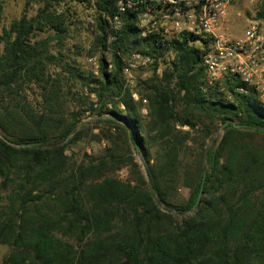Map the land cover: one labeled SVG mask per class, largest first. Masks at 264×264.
Returning a JSON list of instances; mask_svg holds the SVG:
<instances>
[{"label":"trees","instance_id":"trees-1","mask_svg":"<svg viewBox=\"0 0 264 264\" xmlns=\"http://www.w3.org/2000/svg\"><path fill=\"white\" fill-rule=\"evenodd\" d=\"M120 1H95L97 45L110 48L111 58L102 56L98 77H86L95 96H87L90 107L68 116L54 111L61 74L47 76L57 59L53 43L60 50L68 34L58 9L63 0H40L36 15L3 28L0 95L12 97L30 82L48 107L36 113L0 105L2 136L36 144L17 147L0 137V246L10 249L4 264H264V106L253 90H236L237 76L211 85L195 38L142 37L137 22L145 4L127 10L121 31L111 34ZM3 5L0 0V20ZM258 17L264 19V2ZM134 51L154 60L152 75L138 84L139 100L124 74ZM87 113L97 119L77 131ZM219 128L222 138L208 147ZM85 129L99 130L95 139L108 146L73 163L68 148ZM118 166H130L134 182L113 177ZM180 187L190 193L183 202Z\"/></svg>","mask_w":264,"mask_h":264},{"label":"built area","instance_id":"built-area-1","mask_svg":"<svg viewBox=\"0 0 264 264\" xmlns=\"http://www.w3.org/2000/svg\"><path fill=\"white\" fill-rule=\"evenodd\" d=\"M243 1L249 3V15L239 10ZM142 4L145 7L137 22L142 37L195 38L211 85L237 76L242 86L236 90L240 93L253 90L264 106V19L258 17L256 0H151V3L121 0L117 15L110 19L113 35L121 31L126 11ZM232 17L245 19L246 28L241 36L227 32ZM91 62L93 73L98 76L100 61L94 58ZM125 62L126 82L134 84L137 73L146 76L154 60L150 55L134 51ZM133 98L139 100L136 93ZM143 112L147 114V109Z\"/></svg>","mask_w":264,"mask_h":264},{"label":"rangeland","instance_id":"rangeland-1","mask_svg":"<svg viewBox=\"0 0 264 264\" xmlns=\"http://www.w3.org/2000/svg\"><path fill=\"white\" fill-rule=\"evenodd\" d=\"M95 1L96 0H88V3L85 4L75 0H63V2L58 6L60 11H64L69 25L68 34L64 40V46L60 50L57 46L58 43L54 41L53 49L55 50L54 53L57 56V59L55 60V64H49L47 67L48 77L51 76L53 79H57L58 75L61 74L62 78V81L60 82V99L56 101V107L54 110L58 115L68 116V114L73 111L85 110L87 107H90L91 102L87 100V96L90 95L91 99L94 100L95 96L89 93L86 77L90 73L96 77L99 76L93 73L91 59L96 58L100 61L104 55L108 58V60L111 58L110 48L104 50L102 47L97 45L98 29L95 22L97 15L95 10ZM263 2L264 0H256V5L259 9V12L262 8ZM41 5L42 4L40 3V0H4V8L0 20V36L2 35L3 28L10 27V25L15 20L21 18L23 15H27L29 17L36 15ZM239 10L244 14L249 15V3L247 1H243L239 5ZM245 26L246 24L244 18L238 19L237 17H232L228 24L227 32L231 34V36H241L244 33L246 28ZM44 37H47V34L39 36V38ZM168 57H170L169 54L167 58ZM66 63H70V65L73 67L78 68L80 70V74L75 70H70ZM165 66L166 65L160 66V69L158 70L159 74L162 73ZM70 72H73L75 76L71 75ZM151 75L152 67L147 70L146 76H144L142 73H137V79L134 81V84H127L126 82V87L129 88L133 93H136L139 97L138 84L149 78ZM21 87L22 88H20L19 91L12 97L1 94L0 105L10 106L20 104L23 107L25 106L27 110H32L36 113H40L41 111L48 108L41 96L43 95V91L38 85L26 82L22 83ZM48 91H50V88ZM48 91L45 93H48ZM146 103L147 101H143L144 105ZM145 108L146 106L142 108L141 113L144 117H147L148 110L147 114L143 112ZM103 118H112V116L107 114L103 116ZM95 119H97V116H92L91 113H87L84 116L81 124H79L77 131H80L83 128V124L90 121L92 122ZM99 132V130H95L93 133H91L89 129H85L83 130L82 140L70 145L67 153L72 158L73 163L87 161L89 158L98 157L105 152L104 149L108 146L107 142L105 140L99 141L94 137V135ZM115 133L118 135L121 133V131L117 130ZM223 134L224 131H221V128L214 131L212 140H207V146L211 147L214 143V140L219 141ZM73 136L74 134H70L67 138L68 141L72 139ZM187 154L190 155L189 152H187ZM133 156L135 158V162L139 165L140 170L145 175V170L143 167L145 164L142 160V157L136 151H134ZM208 167V164L205 163V173H207ZM111 175L124 182H134L135 180V176H133L130 166H118L114 169ZM189 194L190 193L188 189L180 187L178 192V200H180V202L186 201L189 197ZM9 251V247L0 246V264H4L5 258Z\"/></svg>","mask_w":264,"mask_h":264},{"label":"water","instance_id":"water-1","mask_svg":"<svg viewBox=\"0 0 264 264\" xmlns=\"http://www.w3.org/2000/svg\"><path fill=\"white\" fill-rule=\"evenodd\" d=\"M114 118L116 120L120 121V122H123V123H125V121H126L124 118H119V117H114ZM227 125H228V123H225V125L223 126V128L226 127ZM236 127L237 128H240L239 125H236ZM223 128L221 129V131H223ZM0 137L3 138L7 143L12 144V145L17 146V147H24V146H33V145H36V144H15V143H12V142H10L9 140H7V139H5L3 137L2 134H1V132H0ZM143 167H144V170H145L146 178H147V180H149V177H148L147 172H146V166L144 165ZM205 181H206V173L204 172L203 179H202V183H201V187H200V193H199V197H198V203L200 202L201 197L203 196V193H204Z\"/></svg>","mask_w":264,"mask_h":264}]
</instances>
